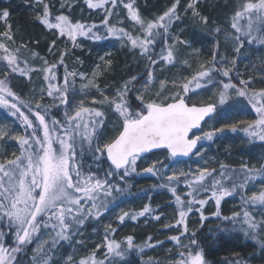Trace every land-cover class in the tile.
<instances>
[{
	"label": "snow or ice",
	"instance_id": "obj_1",
	"mask_svg": "<svg viewBox=\"0 0 264 264\" xmlns=\"http://www.w3.org/2000/svg\"><path fill=\"white\" fill-rule=\"evenodd\" d=\"M197 2L190 0L187 7L193 10V18L199 17L206 25L207 17L195 10ZM86 3L91 9L107 4L112 7L105 8L107 15L100 25H89L74 21L70 14L62 11L67 8L70 13L73 7L70 3H61V11L53 16L46 0H35V5H42L36 19L44 28L54 30L57 39L71 42L72 49L81 47L79 38L82 37L93 41L103 39L98 34V29L103 27L108 37H115L122 46H130L141 58H147L145 71L101 88L97 82L102 75L98 70L101 65H97L91 76L75 69L70 71L65 64L70 52L67 46L60 51L59 60L50 63L27 44L12 47L15 34L10 24L0 33V52L3 53L0 55L3 68L0 108L7 109L23 129L22 134L10 137L18 143L19 155L0 159V264H24L21 256L27 257V264H60L56 259L59 249L64 244L82 246L83 241L75 237L82 235L81 228L89 221H99L123 198L145 194L144 189L132 193L129 183L132 176L143 174L157 177L161 182L153 187L166 189L174 197L175 222L163 226L183 229L178 235L169 237L181 249L172 264H209L197 233H189L187 220L195 211L203 224L208 218L204 208L210 200L216 205L212 216L231 225L230 229L220 228L221 233L240 232L264 249V163L251 167L244 163L238 168L220 163L218 169H209L205 161V166L195 170L172 169L169 172L179 157L195 155L203 160L202 144L213 141L217 133L226 129L243 132L249 142L264 143V87H252L257 77L244 79L237 71L239 61L245 58V44L264 46V0H243L233 12L230 29L234 35L225 36L234 44L235 55L230 60L220 55L217 40L210 60L199 63L190 76L181 73L171 77L164 74L170 67L191 68L188 59L180 58V46L190 47L189 42L179 36L172 37L170 31L175 23L182 22L178 14L179 0L154 20L142 19L134 0L128 3L124 0H86ZM119 4L127 9L133 27L139 26V34L133 35L123 27L109 24V17ZM26 6L33 7V4ZM8 16L7 10L0 13V19L7 20ZM220 31L216 29L217 34ZM161 41L160 50L156 51ZM56 44L54 39L48 45L50 52ZM21 49L29 51L32 59H39L42 64L34 67L27 58L22 59ZM193 51L197 55L200 52L199 49ZM108 55L101 56L100 61L111 67V61L106 59ZM61 65L65 69L62 80L58 76ZM157 65H162L163 78L156 72ZM261 65L259 69L253 66V70L264 79V58H261ZM34 73L42 74L41 87L38 91L32 90L31 99L23 98L14 90L11 80L15 76L32 84ZM237 77L238 83H234ZM77 78L86 83L77 87ZM209 86H217L213 96L207 100L193 99ZM93 91L99 98L92 94ZM133 95L136 106L132 102ZM76 96L81 99L73 102ZM45 97L51 98L53 103L45 105L42 102ZM240 101L251 107L256 119L202 131L206 118ZM61 109L62 114L57 115ZM113 116L112 135H108ZM238 124L243 126L238 128ZM197 132L199 134H195ZM5 136L6 133L0 131V139ZM153 150H166L168 155L138 172V161ZM86 157L90 163H86ZM181 182L187 188L183 195L178 194L177 185ZM257 182L261 185L259 189L248 195L249 188H254ZM237 194L243 210L223 216L221 202ZM257 210L259 219L254 214ZM154 211L145 204L136 212L123 211L116 221L120 224L127 219L136 222ZM152 218L159 221L161 216ZM116 231L111 224L105 225L103 240L95 249L78 261L74 255L62 257V264H131L127 259L131 253L142 254L163 244V241L152 243L151 236L141 244H136L132 235L118 241L114 238ZM185 237L187 244L182 243ZM33 244L35 247L29 256L27 249ZM100 252L102 258H98ZM141 264H160V261L149 258Z\"/></svg>",
	"mask_w": 264,
	"mask_h": 264
},
{
	"label": "rangeland",
	"instance_id": "obj_2",
	"mask_svg": "<svg viewBox=\"0 0 264 264\" xmlns=\"http://www.w3.org/2000/svg\"><path fill=\"white\" fill-rule=\"evenodd\" d=\"M190 0L183 4V9L181 10V18L183 22H178L177 25L173 29H171L172 37L179 36L180 39L186 40L189 42L190 47H186L181 45V60L188 59L191 68L188 70L182 69L179 65L176 67H170L166 70L164 74L168 76H173L177 74H183L184 76H190L193 70L198 69L199 63H204L211 59V53L207 54L208 50H213L215 41H219V52L221 56H227L230 60L235 53L232 51L234 44L231 40H226V35H234V31L231 30L228 26L229 20L223 19V22H216V20L212 19L210 21V29L212 36L211 37H203L197 35V37H192L189 31V24L193 23V10L189 9L187 6L190 3ZM61 3H70L72 4L71 12L69 13L68 9L65 8V14H70V16L74 17L75 20L82 21L88 24H96L100 25L104 20L105 15H107L105 8L112 7L111 5H105L102 8H98L97 10L91 11L90 8L87 7L84 0H58L55 2V10H53L54 14H59ZM207 9V8H206ZM204 9L202 4L196 7V11L200 13L201 16L207 17L210 16V8L207 10ZM209 11V12H208ZM40 12L34 11L32 8L28 12L31 16L32 20L36 23V16ZM200 19L196 17L195 19ZM74 20V21H75ZM109 24L116 25L117 27H123L128 31H131L133 35L139 34L138 26L133 27V22L128 19V14H126L125 10L121 7V5L115 9L114 13L109 17ZM219 28L221 31L219 34L216 33V29ZM54 31V30H53ZM138 31V32H137ZM102 35L104 38L98 41H93L87 38H79V43L81 47H77L72 49L71 42L66 41L65 39H57L58 34L54 31H50V39L51 42L55 39L57 40V44L55 48L50 52L48 45L42 46L40 49H32L39 54L40 57H44L50 63L56 62L59 60V53L66 46L70 49L68 56L65 59V64L68 66V69L71 71L75 69L78 72H84L91 76L94 69L97 68V65L100 64L101 67L98 69L102 75L98 79V84L101 88H105L108 85H116L124 79H128L132 75H136L138 73H144L145 66L147 64V58H141L138 51L130 50V46H122V42L115 37H108L106 35V29L98 33ZM197 42V43H196ZM171 43V40L169 41ZM14 47L13 45H11ZM194 49H199L200 52L197 55L194 53ZM22 57L27 58L32 66L38 67L42 64V61L39 59L33 60L31 57V53L29 51L21 50ZM3 53L0 52V55ZM106 54H110L106 56V59L111 61V67H106L102 61H100L101 56H105ZM243 55L244 59L239 61L237 71L242 74L244 79H247L249 76L257 77L252 87L260 88L264 87V79H260V73L258 71L253 70V66L257 69L261 68V58H264V46L252 45L249 46L245 44ZM79 58V60H77ZM82 62V63H81ZM162 65H157L156 72L158 75L163 78V74H161ZM228 67V65H225ZM64 66H59L58 68V76L63 78L64 75ZM235 76V73H233ZM0 78H3V68L0 67ZM239 77L234 79V81L238 82ZM32 84H27L24 79H17L15 76L11 80V85L14 87V90L19 92V94L26 99L32 98V90L35 88L37 91L41 87L42 83V74L34 73L32 75ZM76 86L79 87L81 83H86V81H81L79 78L76 80ZM27 84V86H25ZM157 81V87H158ZM218 86V85H217ZM217 86H209L206 89H202L199 93L193 96L194 100H207L209 97L213 96L216 92ZM93 95H97L99 98V94L93 91ZM134 97V95H133ZM81 99L80 96L74 97L73 102ZM91 99V96L88 97V100ZM45 105L53 103L51 98L45 97L42 101ZM245 106L242 107L241 105ZM63 109H61L60 113L57 115H61ZM255 112L251 109L250 106H246V102L240 101L234 104L226 105L217 110L216 114L212 118H207L202 126V131H211L214 128H220L224 124H232L238 121H251L256 119ZM115 123V117H111V122L108 125V135H112L110 131ZM243 125L238 124V128ZM0 131L6 133L5 138L0 139V159L3 158H14L15 155H19V145L18 143L10 139V137L15 135H20L23 133V129L19 126V121H17L14 117L10 115L7 109L0 108ZM195 134H199L198 132ZM204 149V159L201 160L195 155L189 160L178 161L177 163L172 165V168L169 169L171 172L172 169L177 171L184 170L187 171L189 168L195 170L198 166H205V161H207V167L209 169L219 168L220 163H224L229 166V160L232 159L231 156H238L236 158L235 163L244 164L247 163L251 166H259L261 163H264V143L255 141L249 142L245 134L241 131L232 132L229 129H226L222 133H217L214 137V140L211 142H204L202 144ZM232 152V155L230 154ZM168 153L166 151H160L156 153H151L148 156L142 157L137 164V171L140 172L141 169L148 167L153 163V161H160L167 157ZM235 159V158H234ZM86 163H90L88 158H85ZM138 179L132 180L130 179V184L134 185L135 188H139L142 185L149 186V182L152 181L150 174L143 175H134ZM260 182H257L254 188H249L248 195L251 194V191H256L260 187ZM187 191V188L184 186H178V194L183 195ZM170 193V192H169ZM171 194V193H170ZM210 195V194H209ZM204 198V197H201ZM168 199V196H163L160 199V203L165 202ZM131 200V199H130ZM174 201V197H173ZM150 205V203H148ZM145 204H141L139 202H128V204H119L114 207L109 213L104 215L99 221H89L84 227L81 228L82 235H78L75 237L76 240H82L83 245H73L68 246L64 244L56 254V259L60 261L62 264V257L66 258L69 255H74L76 261H78L81 257L88 255L93 249H95L96 244H99L103 240L104 236V226L107 224H111L113 228H116L117 231L114 234V238L116 240H121L128 235H132L134 237L136 244H141L142 240H138L136 237L140 232L152 234V238L154 242L163 241V244L160 245L162 250H157L156 253L147 257L153 260H159L162 264H172V262L176 259V251H180L181 249L177 248L175 242L169 239L172 235H178L182 228L172 227L169 229H165L163 226L165 224H174L176 213L173 211V208L170 206L164 207L163 209L158 210L159 216L161 219L159 221L150 218L149 215L141 217L138 221L133 222L130 219H127L123 224H120L116 221V217L122 214L123 211H132L136 212L141 210ZM151 206V205H150ZM220 210L222 215L230 216L234 212H241L243 209L241 208V200H238L234 197H230L228 199H224L221 202ZM216 211V205L214 200H210L208 204L205 205L204 215L206 217H212L214 222H220L221 220L216 219L212 216V213ZM257 218H260L259 210L254 213ZM188 229L189 231L195 230L197 226L201 223L199 213L193 211L188 217ZM96 230L95 232L93 230ZM147 238L149 236H146ZM160 238L162 240H160ZM11 239L10 237L8 238ZM152 240V241H153ZM146 241V240H145ZM144 241V242H145ZM169 242V246H163L164 243ZM183 244H187V237L182 241ZM35 245L33 244L28 251L31 255L32 248ZM158 249L157 247H155ZM149 252L150 250H145ZM143 254L140 253H131L127 258L133 264H141V260H138L137 256H141ZM103 253L100 252L98 258H102ZM259 258V257H258ZM133 259L137 260L138 263H134ZM24 264H27V258L22 259ZM146 261V260H145ZM221 261V260H220Z\"/></svg>",
	"mask_w": 264,
	"mask_h": 264
},
{
	"label": "trees",
	"instance_id": "obj_3",
	"mask_svg": "<svg viewBox=\"0 0 264 264\" xmlns=\"http://www.w3.org/2000/svg\"><path fill=\"white\" fill-rule=\"evenodd\" d=\"M58 0H46L51 5V12L52 15L55 16L53 10H55V2ZM85 4L86 3V0ZM129 0H124V3H128ZM175 2V0H134L135 7L139 10V13L144 20H154L159 15H161L164 11L167 10L171 4ZM188 2V0H179L178 4V14H181V10L183 9V4ZM190 2V1H189ZM243 0H198L195 5L196 7L199 4H202L204 9L210 8V16L208 15L207 24H202L200 19H193V23L189 24V31L192 37H197V35L203 37H211L212 31L210 29V21L212 19L216 20V22H223V19L229 20L228 26L230 28L231 24V16L233 12L236 10L237 5L242 3ZM108 5V4H107ZM111 5V4H109ZM121 5L123 10H125L126 14L127 9L123 7V4H119L118 7ZM88 7V5H87ZM89 8V7H88ZM98 9V8H97ZM91 9V11L97 10ZM206 9V10H207ZM4 10L9 12V16L7 20L0 19V33L4 32L7 28V25H11V30L15 34V44L14 47L21 45V43H17L18 39H22L25 44L28 45L29 49H40L42 46H46L47 44H51L50 39V31L54 32L53 30H48L44 28L37 20L36 23L32 20L31 16L29 15L30 9H27L25 4L16 2V0H0V13ZM34 11H42V5H38L32 9ZM209 12V11H208ZM73 20L74 17L71 16ZM76 21V20H75ZM183 22V19H182ZM178 23V22H177ZM175 23L171 29L177 25ZM88 24V23H87ZM90 25V24H89ZM103 30V27L98 29V33ZM139 30V26H138ZM138 32V31H137ZM39 41V43H35ZM162 41L160 45H157L156 51L160 50V46L162 45ZM197 43V42H196ZM22 50V49H21ZM212 53V50H208L207 54ZM23 59V57L21 56ZM234 83H238L233 80ZM133 105L136 106L135 99L133 97ZM56 114V113H54ZM232 155V152L230 153ZM232 159L229 160L230 167L238 168L241 164L235 163L236 157L231 156ZM235 158V159H234ZM240 161L242 160L241 157L238 158ZM152 181L149 182V186L142 185L139 188H135L134 185L131 187L132 193H138L139 190L144 189L145 194H138L135 196H130L123 198L120 203L128 204V202H139L141 204H148L150 203V207L155 211L151 214H148L150 218L155 215H159L158 210L163 209L164 207L170 206L173 208V211L176 213V205L173 201V196L166 190L161 188H154L153 185L159 184L161 181L157 177H150ZM131 179L137 180L136 176H132ZM130 183V181H129ZM178 186L184 187L183 183L181 182ZM163 196H168V199L165 202L160 203V199ZM238 200H240L239 194L232 196ZM230 198V197H228ZM225 198V199H228ZM131 199V200H130ZM224 216V215H223ZM228 227L231 228L230 224L220 221L214 222L212 217H208L203 224H199L195 230L189 231V233L195 231L197 233V239L200 241L201 245L204 247L205 250V258L209 261V264H236L237 261L240 264H264V249H261L258 244L251 241L250 239L246 238L240 232L229 231L226 233H221L219 231L220 228ZM183 230V229H182ZM211 233V235H209ZM146 236H150V234H146ZM142 240L143 243L147 240V237ZM160 240H162L160 238ZM188 242V241H187ZM152 243H155L154 240ZM163 246H169L170 243L166 242ZM31 246L27 249V253L30 250ZM156 248L150 249L149 252L144 251L141 256H137L138 260H147V257L153 255L157 252V250H162L161 246ZM177 253V251H176ZM30 256V254L28 253ZM176 256V255H175ZM259 257V258H258ZM27 258L25 256H21L20 259ZM134 263H138L137 260L133 259ZM221 260V261H220ZM133 264V263H131ZM162 264V263H160ZM167 264V263H165Z\"/></svg>",
	"mask_w": 264,
	"mask_h": 264
},
{
	"label": "bare ground",
	"instance_id": "obj_4",
	"mask_svg": "<svg viewBox=\"0 0 264 264\" xmlns=\"http://www.w3.org/2000/svg\"><path fill=\"white\" fill-rule=\"evenodd\" d=\"M16 2H19V0H16ZM20 2L22 3V4H25V5H27V3H31V4H33V7H28L27 6V9H34L35 7H38V5H35V0H20ZM17 43L19 44V43H21V44H25V42H23V40L22 39H18V41H17ZM147 234V233H146ZM146 234L145 233H138L137 234V238H138V240H143L144 238H145V236H146ZM150 236H152V234L150 235Z\"/></svg>",
	"mask_w": 264,
	"mask_h": 264
},
{
	"label": "water",
	"instance_id": "obj_5",
	"mask_svg": "<svg viewBox=\"0 0 264 264\" xmlns=\"http://www.w3.org/2000/svg\"><path fill=\"white\" fill-rule=\"evenodd\" d=\"M207 119V118H206ZM206 121H203L202 122V126L204 125V123H205ZM160 151H166V150H153L152 152H150V153H148V154H145L144 156H148L149 154H151V153H156V152H160ZM167 152V151H166ZM143 156V157H144ZM192 156H194V155H192ZM192 156H190V157H179V158H177V160H179V161H183V160H187V159H189V158H191Z\"/></svg>",
	"mask_w": 264,
	"mask_h": 264
}]
</instances>
